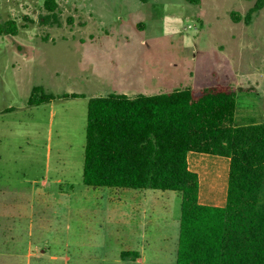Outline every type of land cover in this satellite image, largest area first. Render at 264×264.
<instances>
[{
	"label": "rangeland",
	"instance_id": "obj_1",
	"mask_svg": "<svg viewBox=\"0 0 264 264\" xmlns=\"http://www.w3.org/2000/svg\"><path fill=\"white\" fill-rule=\"evenodd\" d=\"M45 1L0 0V25L18 27L0 36V264H120L128 247L140 262L122 264H175L179 193L83 184L88 101L225 85L243 90L237 124L264 123V7L246 25L230 14L254 0H55V19ZM36 87L53 100L29 106ZM207 157L219 207L227 169Z\"/></svg>",
	"mask_w": 264,
	"mask_h": 264
},
{
	"label": "trees",
	"instance_id": "obj_2",
	"mask_svg": "<svg viewBox=\"0 0 264 264\" xmlns=\"http://www.w3.org/2000/svg\"><path fill=\"white\" fill-rule=\"evenodd\" d=\"M200 5L202 0H184ZM253 1V0H246ZM234 23L249 25L264 0ZM51 12L55 0H46ZM12 20L0 36H16ZM225 85L88 101L82 182L92 188L170 191L181 196L175 264H264V123L237 124V93ZM77 95H64V98ZM53 100L33 88L29 106ZM6 110L5 112H10ZM190 152L229 159L224 207L199 204ZM137 257L136 253H123Z\"/></svg>",
	"mask_w": 264,
	"mask_h": 264
},
{
	"label": "crops",
	"instance_id": "obj_3",
	"mask_svg": "<svg viewBox=\"0 0 264 264\" xmlns=\"http://www.w3.org/2000/svg\"><path fill=\"white\" fill-rule=\"evenodd\" d=\"M248 112V111H247ZM247 114V115H246ZM251 115V113L249 112V113H245L244 112V115H242L241 116V118H243V119H245V118H248L247 116H250ZM236 119H237V121H238V114H237V112H236ZM240 120V119H239ZM247 122H245V124H246ZM251 123V122H250ZM254 123H262V122H254ZM207 156H211V155H207ZM206 156V154H200V153H194V152H190V153H188L187 154V163H188V168H189V170L191 171V172H194V173H196L197 174V176H198V180H199V197H198V200H199V204H201V205H204V206H211V207H216V206H214L213 204H207V200L204 198L203 199V192L201 191V189H202V183H201V180H200V174H199V170H198V168H197V164H199L200 162H204L205 160H206V158H208ZM218 156H214L213 157V160H215L216 162H218V164H221V165H223L224 167H226V169H227V178H228V169H229V159L228 158H225L223 161L221 160V159H216ZM219 158H224V157H219ZM217 160H221V161H217ZM205 184V183H204ZM214 189V191L216 190V188H213ZM150 191H152V192H155V191H153V190H150ZM226 191H227V186H226ZM146 194L147 193H134V195L133 194H131L130 193V195L129 196H131L132 198H146ZM152 194V197H151V199H153V200H156V193H151ZM217 197V196H216ZM214 201H216L217 202V200H216V198H214ZM225 202H226V194H225ZM216 205V204H215ZM219 207H224L225 206V203H224V205H218ZM160 232H162L163 231V228L162 229H160L159 230ZM160 240H164L163 238H161ZM83 243H78L77 244V249H80V248H82L83 247ZM94 245V244H93ZM93 247V246H92ZM122 249V248H121ZM127 250H120V252H119V259H118V261L117 262H120V264H122V263H124L125 261H127V260H129L130 261V257L131 256H128V254H124L123 255V253H136L135 251H133V248L132 247H128V248H126ZM132 251V252H131ZM137 254V253H136ZM132 258V260H133V258H135V256H132L131 257ZM140 256H138L137 255V258H135L134 260H135V263H139L140 262Z\"/></svg>",
	"mask_w": 264,
	"mask_h": 264
}]
</instances>
